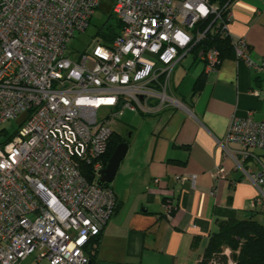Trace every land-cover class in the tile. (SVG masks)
<instances>
[{"label": "built area", "instance_id": "2783aa9c", "mask_svg": "<svg viewBox=\"0 0 264 264\" xmlns=\"http://www.w3.org/2000/svg\"><path fill=\"white\" fill-rule=\"evenodd\" d=\"M101 1L0 0V125L23 119L0 143V264L30 255L91 264L88 245L117 205L111 185L98 183L113 125L127 110L186 109L173 93V72L189 55L207 73L217 69L223 57L209 39L229 37L236 59L264 71V57H252L246 39L228 33L234 0H113L119 34L74 61L68 44L88 30ZM218 144L257 187L252 206L264 214V168L254 173L241 163L253 156L249 149L264 151V117L233 116ZM176 179L196 183L195 175ZM157 189L173 220L175 190Z\"/></svg>", "mask_w": 264, "mask_h": 264}, {"label": "crops", "instance_id": "0c3cea01", "mask_svg": "<svg viewBox=\"0 0 264 264\" xmlns=\"http://www.w3.org/2000/svg\"><path fill=\"white\" fill-rule=\"evenodd\" d=\"M227 30L246 39L252 57H264V0H234ZM185 59L174 69L172 90L186 109L149 116L130 111L136 119L121 132L128 150L110 183L116 209L91 264H197L220 221L254 215L264 224L263 212L252 206L257 187L218 144L233 116L252 110L255 119L264 117V71L250 69L232 54L208 73L195 55ZM202 74L204 86L194 93ZM249 150L253 156L241 163L260 173L264 151ZM188 175L196 176L195 185L177 182V176ZM156 178L160 182L154 187ZM158 187L175 190L173 220L165 216L167 201ZM21 264L50 263L30 255Z\"/></svg>", "mask_w": 264, "mask_h": 264}, {"label": "trees", "instance_id": "16d2710c", "mask_svg": "<svg viewBox=\"0 0 264 264\" xmlns=\"http://www.w3.org/2000/svg\"><path fill=\"white\" fill-rule=\"evenodd\" d=\"M109 20L113 22L103 32L104 43L108 45L123 27L122 22L115 17L111 10ZM207 44L218 47L223 58L231 54L234 55L229 37H212ZM204 83L205 75L202 74L196 81L194 93L200 91ZM22 123L23 119L19 125ZM12 137L13 135L7 140ZM127 139L125 134L118 132L113 134L109 149L103 156L104 168L116 147L123 141L127 142ZM86 171L88 177L93 180L94 175L90 169L88 168ZM105 184L109 185V183ZM99 237L100 235L94 237L88 245L91 261H93L94 250ZM227 250L230 251V254H227ZM197 264H264V224L259 222L254 215L246 220L227 219L220 221L218 230L211 234L208 246Z\"/></svg>", "mask_w": 264, "mask_h": 264}, {"label": "rangeland", "instance_id": "374dc122", "mask_svg": "<svg viewBox=\"0 0 264 264\" xmlns=\"http://www.w3.org/2000/svg\"><path fill=\"white\" fill-rule=\"evenodd\" d=\"M113 0H102L100 7L96 10L93 16L92 23L87 31L77 32L68 44L67 54L74 61H78L79 57L86 53H91L98 43H104L103 32L113 22L109 20V13L112 8ZM192 55H189L185 61L189 60ZM202 62V61H201ZM136 115L127 110L123 117L113 125L115 132H127L130 130L128 125H132ZM19 128V120H9L0 125V143L6 141ZM230 254V251H226Z\"/></svg>", "mask_w": 264, "mask_h": 264}, {"label": "water", "instance_id": "95a60500", "mask_svg": "<svg viewBox=\"0 0 264 264\" xmlns=\"http://www.w3.org/2000/svg\"><path fill=\"white\" fill-rule=\"evenodd\" d=\"M218 1V0H214ZM128 150V143L126 141L121 142L114 150L112 156L110 157L106 167L102 170V175L98 180L99 184L112 183L122 160L125 158Z\"/></svg>", "mask_w": 264, "mask_h": 264}]
</instances>
